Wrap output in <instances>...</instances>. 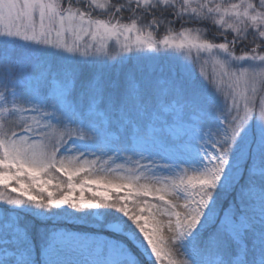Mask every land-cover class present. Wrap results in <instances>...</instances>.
<instances>
[{
  "label": "snow or ice",
  "instance_id": "6c2138e0",
  "mask_svg": "<svg viewBox=\"0 0 264 264\" xmlns=\"http://www.w3.org/2000/svg\"><path fill=\"white\" fill-rule=\"evenodd\" d=\"M193 22H211L219 36L203 38V28L185 26ZM177 23L183 30L173 32ZM159 28L168 32L162 39L153 35ZM162 48L173 57L167 67L159 64ZM193 52L191 64L176 55ZM201 54L218 57L214 78L195 72L197 61L208 62ZM258 84L264 0L227 7L213 0H0V187L17 194L0 199L47 210L115 209L89 222L131 232L157 261L166 255L159 214L185 256L179 264H264ZM68 145L80 156L124 164L101 172L79 156L58 159ZM49 247L45 235L20 231L7 214L0 221V264H46Z\"/></svg>",
  "mask_w": 264,
  "mask_h": 264
},
{
  "label": "rangeland",
  "instance_id": "374dc122",
  "mask_svg": "<svg viewBox=\"0 0 264 264\" xmlns=\"http://www.w3.org/2000/svg\"><path fill=\"white\" fill-rule=\"evenodd\" d=\"M248 0H243V3H247ZM242 0H240L237 4H241ZM235 4V3H233ZM190 25V24H188ZM192 25V24H191ZM211 29V28H210ZM183 30V29H182ZM179 28L174 29L173 32L182 31ZM209 32L204 30L203 38H206V34ZM213 33V32H210ZM157 36V37H156ZM154 38L156 39H162L160 35H156ZM213 42H219V41H213ZM169 52L171 50H168ZM161 59L159 60V64L162 66H169L171 63H173V57L169 55L165 50H163L159 54ZM177 56H181L183 59L188 60L189 64L192 63V60L195 59V52H193V55L191 58L184 56L183 54L177 53ZM207 59V63L201 67V63L197 61L195 63L194 70L197 73V75H201L202 73L207 74L208 77L214 78L215 73L219 71V66L215 64V60L218 57L208 56L207 54H201ZM264 92V85H257V97H259L260 93ZM250 94V93H249ZM246 103V101H240L241 109H243V105ZM248 107L253 109L254 119L253 124L255 125L256 119H258V113H259V106L258 103H256V99L254 98L253 103H249ZM63 157H67V159H72L75 156H79L78 163L88 167L93 161L96 162L95 169L100 170L101 172L104 169H108L109 167L115 168L117 164H124L123 160H116L115 163L108 161V157H100L99 160L96 156H93L91 154L80 156L79 153L71 150V145H68L67 149H62L61 153H58V159ZM85 161L88 163L86 164ZM105 161H108V163H105ZM146 163V162H145ZM185 167H188V165H185ZM59 175L60 177H64L60 173H55ZM191 174V172H190ZM84 174H81V177ZM158 175L165 176L168 175V173L160 171L158 172ZM81 177H77L76 179H80ZM66 178V177H64ZM159 187V185H156ZM0 194L3 196H16V193H11L10 190L3 189L0 187ZM86 196L90 195V193H86ZM147 199H152L151 197ZM166 199H173L171 196H166ZM177 202V201H174ZM149 203H153L149 201ZM180 204V208L177 210H182L183 201H178ZM14 209V210H26V211H33L38 210V208H35L32 205H24V206H10L6 205L3 201V199H0V218L5 219V215L7 214L9 219L14 218L13 214L8 215V209ZM74 209L68 208L67 206H62V208H54L51 209V211H59L64 214H71V211ZM84 212L88 211L87 214L91 215V217H95L98 219H102L101 215L99 213V208H93V209H85L82 210ZM74 212V211H73ZM155 212V210H153ZM15 214V213H14ZM71 218H74L71 216ZM14 220V219H13ZM156 220L159 222L160 231L158 232V236H160L164 243L161 245L162 249L166 253L164 257H162L161 260L157 261L154 257V255H148L150 252V248L145 251L143 245H140L139 242H135V238L133 235L125 234V233H117L112 231L111 229H105L110 234L113 235H125L130 241H134V246L138 249L139 253L148 261H154L155 264H169L170 260L176 261L177 264H179L180 261L185 259L184 254L182 253L181 249L178 245H175L172 243L171 238L175 235L174 231H170L168 229L167 225V217L161 216L159 214H156ZM52 238L49 242L50 247L45 251V260L46 264H140L137 257L128 249V247L116 240L115 238L109 237L106 234H93V233H80L76 231H66L65 229H58L54 233H51ZM104 237H109L114 241H117V243H108L105 241L103 244L100 243V241ZM144 245H146V241L143 242Z\"/></svg>",
  "mask_w": 264,
  "mask_h": 264
},
{
  "label": "trees",
  "instance_id": "16d2710c",
  "mask_svg": "<svg viewBox=\"0 0 264 264\" xmlns=\"http://www.w3.org/2000/svg\"><path fill=\"white\" fill-rule=\"evenodd\" d=\"M239 1L240 0H213L214 3L222 4L226 7L230 6L233 3L237 4ZM200 2L206 3L207 0H200ZM252 2L255 3L256 0H252ZM98 18H103V17H98ZM185 26L192 27V28H203L207 32H209L208 29L211 28L213 33L209 32L208 34H206V38H209V39L211 38L212 35L219 36V33L216 31V28L218 26H214L211 22H209L207 25H202L200 23L193 22V23H190V25H185ZM178 28L180 30L183 29L181 25L177 23L176 25L172 27V31ZM157 32H158V35H160L161 37L168 34L166 28H159ZM157 32H154L153 35L156 36ZM229 39H231V35H229ZM239 51L240 50L237 49L238 54H239ZM15 130L17 132L20 131L19 128H16ZM53 175L56 176L58 179L66 180V178L60 177L59 175L55 173H53ZM138 199H145V198L140 197ZM149 201L154 202L155 204L159 203L157 200H154V199H150ZM7 209H8V215L9 214L14 215V218L12 219L8 218L9 224H11L13 227L19 228L20 231H23L24 229H28L33 235L43 234L47 237L48 243L51 241V238H52L51 233H54L58 229H65L66 231H76L80 233L106 234L109 237L115 238L116 240L124 243L128 247V249L137 257L140 264H155L154 261H148L145 258H143V256L139 253L138 249L134 246L133 244L134 241H130L125 235L110 234L107 230L101 229L99 225L90 223L89 221H90V218L92 217L91 215L87 214L88 211L84 212V211L72 210L71 214L70 213L64 214L59 211H51L47 209H38V210H33V211L14 210V209H9V208ZM113 212H115V209L99 208V213L102 219L104 218V214L113 213ZM71 216H73L74 218H71ZM2 220L4 219L0 218V221ZM125 234L133 235L131 232H127ZM140 236L142 239V234H140ZM135 242L140 243V241L136 240V238H135Z\"/></svg>",
  "mask_w": 264,
  "mask_h": 264
}]
</instances>
